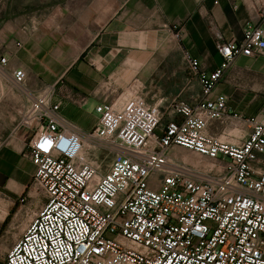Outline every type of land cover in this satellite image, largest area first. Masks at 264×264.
Instances as JSON below:
<instances>
[{
    "label": "built area",
    "instance_id": "2783aa9c",
    "mask_svg": "<svg viewBox=\"0 0 264 264\" xmlns=\"http://www.w3.org/2000/svg\"><path fill=\"white\" fill-rule=\"evenodd\" d=\"M209 29L221 63L206 71L183 50L201 91L172 100L164 123L160 104L134 93L96 104L84 130L51 103L56 84L29 89L24 69L0 55V95L2 84L20 95L14 129L31 132V184L45 199L0 264H264V116L212 95L237 57L264 58V21H246L239 39L212 19ZM215 121L232 129L209 133ZM174 147L206 159H179Z\"/></svg>",
    "mask_w": 264,
    "mask_h": 264
},
{
    "label": "crops",
    "instance_id": "0c3cea01",
    "mask_svg": "<svg viewBox=\"0 0 264 264\" xmlns=\"http://www.w3.org/2000/svg\"><path fill=\"white\" fill-rule=\"evenodd\" d=\"M229 3V0L59 1L46 6L40 19L32 17L19 25L10 22L8 36L12 43L0 55L9 54L10 68L24 69L29 89L38 92L45 84H56L57 92L51 103L60 101V114L89 130L95 126L97 114L86 126L71 118L89 102L93 107L102 101L119 102L141 93L150 104L161 106L163 101L174 97L171 93L162 94V90L175 91L177 85L187 89L188 81L197 79L186 69L183 50L199 59L202 69L217 68L221 56L215 49L209 20L217 23L226 38L238 39L248 21L243 6L232 8ZM262 16L261 22L264 10ZM177 27H181L180 39L171 30ZM16 41L22 44L18 49L13 45ZM76 43L82 45L77 54H72V44ZM258 64L264 66L263 57H237L212 95L223 94L221 87L229 77L252 71ZM177 76L181 78L179 82ZM1 87L0 117H6L7 121L0 130V181L14 183L23 191L35 170L27 148L31 132L26 127L14 129L21 98L9 86ZM63 87L70 90L74 99L59 94Z\"/></svg>",
    "mask_w": 264,
    "mask_h": 264
},
{
    "label": "rangeland",
    "instance_id": "374dc122",
    "mask_svg": "<svg viewBox=\"0 0 264 264\" xmlns=\"http://www.w3.org/2000/svg\"><path fill=\"white\" fill-rule=\"evenodd\" d=\"M59 1L64 2L66 0H0V51L8 50L12 43L8 36L10 22H17L19 25L32 17L40 19L46 6L54 5ZM229 2L232 8L234 5L243 6L247 20L254 23H260L263 20L264 0H229ZM171 30L176 31L174 28ZM81 45L79 43L72 44V54H77ZM241 65L244 66L242 62ZM177 79L179 82L181 78L177 76ZM188 82L187 89L177 85L175 91L162 90L161 93L164 95L171 93L174 99L182 98V100L192 101L200 93V85L195 79H190ZM224 84L225 86L221 87V93L228 95L230 109L244 115L264 116V66L258 64L252 71H245L242 75L235 74L229 77ZM173 98L163 101L160 107L161 123H164L169 117L168 113ZM16 99L19 101L18 97ZM124 101H119V104ZM90 106L91 109H89ZM94 107L89 102L82 109L76 110L71 118L81 126H86L95 119ZM5 121H7L6 117H0V130L2 126H5ZM226 124L215 121L213 125L209 126L208 132L223 137L222 131ZM227 129H232V126ZM1 141L2 138H0ZM170 154L188 162L206 159L194 152L178 147L172 148ZM44 202V197L31 184V180L23 191H19L18 186L14 183L9 184L7 180L6 182L0 181L1 259L23 235Z\"/></svg>",
    "mask_w": 264,
    "mask_h": 264
}]
</instances>
